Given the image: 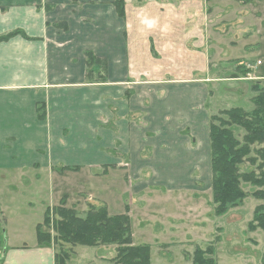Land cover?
I'll use <instances>...</instances> for the list:
<instances>
[{
  "label": "crops",
  "instance_id": "0c3cea01",
  "mask_svg": "<svg viewBox=\"0 0 264 264\" xmlns=\"http://www.w3.org/2000/svg\"><path fill=\"white\" fill-rule=\"evenodd\" d=\"M114 2L0 0V37L25 36L0 42V170L23 179L28 170L59 167L124 170L136 179L143 170L152 183L135 190L126 174L134 191L129 196L124 185L122 200L152 199L162 193L146 187L160 185L190 199L210 185V86H224L231 101L264 80V60L243 59L249 50L264 56V0H124L123 18ZM233 6L235 17L225 18ZM222 30L255 39L227 49L224 59L252 79L231 71L227 80H213L212 35ZM86 51L106 62L103 82L99 66L87 78ZM92 197L98 203L88 204L105 205L111 216L126 212L118 199ZM112 206L120 212L112 214ZM48 208L11 217L0 209L7 235L0 264H55L54 246L36 239Z\"/></svg>",
  "mask_w": 264,
  "mask_h": 264
},
{
  "label": "rangeland",
  "instance_id": "374dc122",
  "mask_svg": "<svg viewBox=\"0 0 264 264\" xmlns=\"http://www.w3.org/2000/svg\"><path fill=\"white\" fill-rule=\"evenodd\" d=\"M232 8L225 10V18H227V13L229 19L235 17L236 6ZM218 11L219 9L212 11L213 19ZM222 31L224 32L212 35L211 69L213 80H225L227 78L225 76L231 71L238 73L234 65L229 66L224 61V59L230 58L226 56L227 49H232L236 45L240 47L248 44L256 45L255 39H243L241 34L238 35L234 31H230L231 34L228 36L227 30ZM247 40L248 42L245 43ZM235 51H237L236 48ZM237 52L244 55L242 50ZM247 52L249 53L248 61L243 58L244 63H253L256 58L264 60V56H258L259 51L257 50ZM210 87L212 93L208 107L211 109L212 115L232 107H240L246 111L252 110L253 92L251 88L248 95L243 93L228 101L224 86L216 83ZM244 167L246 169L247 165ZM50 170H28L24 172V179L19 175L14 176L0 170V209L5 211V217L17 216L22 212H32L41 216V210L57 205L63 199L67 205L75 206L77 213L84 215L88 205H91L88 204L90 201L98 203L95 199H89V196L93 198L92 196L99 197L102 194L109 204H114V201L118 199L122 206L121 210L125 209V206L128 208L130 206L133 209V243L137 246H149L150 264H191L195 249L197 247L205 249L209 245L213 247L216 264H264V234L260 230L254 232L248 230V224L252 221L255 208L259 205L264 206V200L249 196L242 205L230 209L223 216H216L213 213L212 205L211 172L209 175L210 185L203 186L201 193L195 194L196 196L193 195L194 193H191L192 196L188 194L190 199L182 200L184 192H167L166 187L160 185L146 187L145 192L147 193L153 188H157L162 193L152 199H147L145 193L143 200L134 194L132 199L125 196V200H122L124 185H126L125 192L129 193V196V191H134L131 188L127 190L126 178L129 171H107L103 174L101 170L82 168L61 170L59 167L49 173ZM131 177L128 176L129 183L135 190L139 185L144 187L145 184L152 183L147 171L141 170L137 179L132 174ZM242 187L248 194L256 190L245 184ZM172 196L174 197L172 198ZM175 197L176 200H174ZM141 200L142 205L140 204ZM119 212V208L111 207L112 214ZM5 225L2 223V228H5ZM42 229L53 236L51 228L43 227ZM31 235H34L33 231ZM6 238L7 235L3 231L5 242ZM74 249L76 255L73 254ZM74 249L66 264H112L109 259L115 256L114 247L77 246ZM55 250L58 253L59 250L56 247Z\"/></svg>",
  "mask_w": 264,
  "mask_h": 264
},
{
  "label": "trees",
  "instance_id": "16d2710c",
  "mask_svg": "<svg viewBox=\"0 0 264 264\" xmlns=\"http://www.w3.org/2000/svg\"><path fill=\"white\" fill-rule=\"evenodd\" d=\"M114 6L119 17L123 18L124 0H115ZM17 35L24 36L20 31H14L0 37V42ZM84 55L87 78L92 76L91 69L99 66L102 72L100 80L103 82L106 70L104 59L96 57L90 51H86ZM236 71L240 78H247L250 74L243 65L237 66ZM254 82L250 86L253 92L251 111L232 107L210 116L211 193L213 213L216 216H223L230 209L242 205L249 196L264 200V80ZM41 109L42 107H37L39 119H43L45 114ZM243 184L256 190L248 194L244 191ZM125 210L122 215L111 216L103 204L88 205L84 215H80L75 209L67 207L63 199L59 205L45 211L43 222L36 227L37 243L40 246L52 244L59 250L55 253V264H66L73 248L77 246L114 247L112 264H150L149 246H137L133 243L129 208L126 207ZM43 227L51 228L53 236L44 232ZM248 230H260L264 234L263 205L255 208ZM3 244L0 223V251ZM191 264H216L213 247H197Z\"/></svg>",
  "mask_w": 264,
  "mask_h": 264
},
{
  "label": "built area",
  "instance_id": "2783aa9c",
  "mask_svg": "<svg viewBox=\"0 0 264 264\" xmlns=\"http://www.w3.org/2000/svg\"><path fill=\"white\" fill-rule=\"evenodd\" d=\"M248 79H252V77L250 75L247 76Z\"/></svg>",
  "mask_w": 264,
  "mask_h": 264
}]
</instances>
